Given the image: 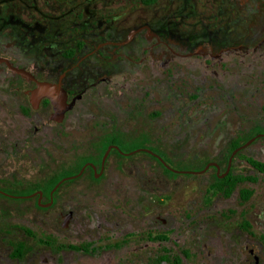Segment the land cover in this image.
Returning <instances> with one entry per match:
<instances>
[{"label": "flooded vegetation", "instance_id": "obj_1", "mask_svg": "<svg viewBox=\"0 0 264 264\" xmlns=\"http://www.w3.org/2000/svg\"><path fill=\"white\" fill-rule=\"evenodd\" d=\"M201 1L207 4L209 15L199 8L196 0H170L161 5H156V0H138L127 2L117 12L81 6L74 9L73 19L64 14H50L46 5L37 0H0V198L32 204L16 208L17 216L9 223L10 227L0 226V264L184 261L178 247L177 212L160 203L164 184H154L140 173L143 160L123 162L138 152L151 154L143 150L125 154L137 149L125 147L137 139L152 137L145 131L149 122L164 123L163 132L179 137L197 135L195 124L201 115L194 113V105L203 98L200 93L193 95L195 74L202 76L204 87L198 88L201 94L222 91L221 83L227 87L232 80L241 89L243 75L250 76L254 91L264 86V0H220L219 4L217 0ZM120 20L125 25L117 29ZM236 76L240 77L239 82ZM42 82L48 83L49 95L36 93ZM50 96L63 97L64 104L69 105L55 124L49 116L53 110ZM156 98L158 101L153 102ZM190 98L194 101L178 111L181 102ZM116 100H122L128 111L138 109V113L124 116L80 113L88 102L106 101L111 106L110 102ZM164 102H169L175 111L163 115L157 107ZM148 106L156 109L147 114ZM86 118L94 123L126 119L139 122L142 130L138 136V132L128 133L126 129L122 134L95 132L85 142L82 137L77 138L74 156L67 163L33 162L32 155L49 156L51 146L65 155L66 122ZM215 122L234 124L224 132L231 141L199 169L207 161H213L219 167L217 171L214 165H209L214 174L235 177L231 191L227 195L221 193L230 202L239 184L252 181L248 174L235 170L243 165L233 163L236 155L253 170H264L250 162L258 160L256 152L239 153L244 147L229 160L236 148L229 150L230 146L243 134L241 119L236 114L224 113ZM180 123L184 127L178 130ZM259 127L248 134L247 140L264 134V130L254 133ZM108 139L114 142H107L106 147H117L112 146L102 162L106 147L102 151L101 146ZM84 148L88 153L83 157ZM154 148L165 162L166 157H176L171 150H166L167 155ZM127 168L134 171L128 181L113 172H125ZM55 178L58 179L50 187ZM98 184L99 189L94 191V185ZM84 190L90 194L86 196L87 205L82 204ZM246 199L241 196V200ZM131 200L139 203L137 212H131L130 206L126 208ZM240 205L226 208L240 214L242 220L245 217ZM261 242L264 245L262 239ZM17 250L19 254L15 253ZM243 250L245 259L252 256L259 261L248 240L244 241Z\"/></svg>", "mask_w": 264, "mask_h": 264}, {"label": "rangeland", "instance_id": "obj_2", "mask_svg": "<svg viewBox=\"0 0 264 264\" xmlns=\"http://www.w3.org/2000/svg\"><path fill=\"white\" fill-rule=\"evenodd\" d=\"M42 6L45 4L49 9L50 14L59 16L66 15L67 18H73V11L76 8L87 6L90 10L92 8H101L103 10L114 9L117 12L122 5L131 1L136 3L138 0H37ZM170 0H156V5L165 4ZM218 4L220 0H217ZM200 9H204L205 14L209 15L207 4L201 0H196ZM204 5V6H203ZM156 8V6L154 7ZM147 11H151L147 8ZM203 11V12H204ZM74 19V18H73ZM125 25L122 20L117 24V29ZM238 82L240 77L236 76ZM250 76L243 75L241 82L243 85L241 89L230 81L228 86L221 83L222 91H207L199 92L198 88H203L202 76L194 75V96L200 93L202 100L194 105L195 114H200L199 121L195 124V132H198L195 137L178 136L176 133L163 132L161 125L164 123H147L145 131L150 134L147 140L137 139L128 146H135V148H149L156 150L154 146L163 150H171L175 153V158L166 157V162L172 168L177 170H198L199 166L206 160L213 158V153L227 147L230 143V138H225L224 132L229 126H234L230 123L215 122L222 114H236L241 119L242 138L247 137L248 134L256 126L264 127V86L261 89L254 91L255 85L250 80ZM234 78L235 76L231 77ZM226 88V89H225ZM226 96H222L221 93ZM228 96V97H227ZM210 98H212L210 100ZM231 99V102L228 99ZM158 101L157 98L153 102ZM182 101L178 108L182 110L189 102ZM241 102L240 104L238 103ZM109 106L106 101L103 102H88L87 106L81 110V114L85 116L91 115H116L124 116L128 114H137L138 109L128 111V107L124 102L115 101ZM235 103V106H231ZM238 104V105H237ZM155 106H148L146 113L152 112ZM161 109L163 115H169L175 111V108L168 102L157 107ZM76 114V112H74ZM205 116H213L214 118L206 119ZM88 118L80 122H66L67 139H66V154H60L55 146H51L49 156L32 155L33 162H49V163H67L70 158L74 156L73 147L78 137H82L85 142L86 138L98 133L102 135L107 132H118L122 134V130H127L128 133L133 131L138 132L142 130L139 122H130L126 119H118V122H102L94 123ZM206 120V121H205ZM137 127V129H136ZM184 127V123L177 125L178 130ZM214 129H213V128ZM133 128H135L133 130ZM213 129V130H212ZM137 130V131H136ZM87 145V144H85ZM83 145V146H85ZM154 145V146H153ZM88 146H91L90 144ZM256 152L258 160L264 163V136L256 137L239 153ZM88 153L84 148L82 151L83 157ZM228 153V152H227ZM167 154V153H166ZM168 155V154H167ZM171 155V154H170ZM169 155V156H170ZM240 155H236L233 163H241L243 165H236L238 172L248 174L252 177V181H244L238 185L237 191L234 194V200L227 201L223 199V195L219 192H211L209 189L210 183L213 181L214 169L209 166L201 173H185L181 171H165L163 167L152 157L146 153H135L128 158H124V163L138 162L143 160L140 173L146 174L147 179L154 184H164L160 201L162 206L171 207L177 212L179 221V252L183 254L184 261L180 264H264V245L259 238V234L264 233V171L253 170L248 163L239 159ZM40 158V160H39ZM210 161V160H209ZM208 162V161H207ZM206 162V164H207ZM119 174L120 179L124 181L133 178L134 171L126 169L123 171H113ZM139 174V173H138ZM10 177V176H9ZM172 177H175L172 179ZM102 183V181H101ZM90 184H93L90 182ZM94 185L93 190L99 189ZM244 188L251 189L252 194L245 201L241 200V190ZM15 191L14 189H7ZM133 188L131 187V193ZM103 193H100L102 195ZM90 195L86 190L82 191V198L85 200L82 204L87 205V197ZM106 195V193H104ZM3 197V196H2ZM159 199V198H158ZM21 201L20 199L3 197L0 198V226L10 227V222L15 221L17 216L16 208L21 209L23 206H32L30 201ZM240 203L244 217L250 223L249 229L246 231L241 227L240 214L234 213V210L228 211L226 206L235 207ZM131 212H137L139 203L131 200L127 203V207ZM239 207V206H238ZM8 224H6V223ZM192 229L194 231H192ZM248 240L252 244L253 249L258 254L259 261L257 262L252 256L245 259L243 245L244 241ZM253 258V259H252Z\"/></svg>", "mask_w": 264, "mask_h": 264}, {"label": "water", "instance_id": "obj_3", "mask_svg": "<svg viewBox=\"0 0 264 264\" xmlns=\"http://www.w3.org/2000/svg\"><path fill=\"white\" fill-rule=\"evenodd\" d=\"M40 86V87H39ZM38 87L39 88H37L35 91H36V93H38V94H46V93H48L47 91L49 90V87H48V83H39L38 84ZM48 95H49V93H48ZM51 97V96H50ZM51 101H52V103H53V110H52V112L50 113V117L53 119V121H52V123L53 124H55V123H57L61 118H62V116H63V113H64V111H65V109H67L68 107H69V105H66V104H64V98L63 97H61V99L58 97V98H53V97H51ZM261 135H264L263 133H258L256 136H261ZM254 139V137H251V138H249L248 140H246L244 143H242V144H240L239 146H237L235 149H233L232 150V152H231V154H230V157H229V160H230V158H231V156L238 150V149H241V148H243V147H245L247 144H249L252 140ZM117 147L116 145H108L107 147H106V149H105V151H104V153H103V155H102V158H101V161L103 162V160H104V158L106 157V155H107V153H108V151H109V149L111 148V147ZM138 150H143V151H145V152H147V153H149V154H151V155H153L155 158H157L166 168H168L169 170H171V171H175V172H177V171H181V172H185V173H201V172H203V171H205L206 170V168L210 165V164H212V165H214L215 166V168H216V170L218 171V165H217V163L216 162H213V161H211V162H208L207 164H205L204 165V167L203 168H201V169H199V170H177V169H174V168H172L170 165H168L165 161H164V159L159 155V154H157L156 152H154L153 150H151V149H149V148H137V149H134V150H131V151H129V152H126L125 154H129V153H133V152H136V151H138ZM228 166H229V164H228ZM228 166H227V168H226V171L228 170ZM81 172V169L79 170V172L77 173V174H79ZM222 175V174H221ZM220 175V176H221ZM69 177H73V176H69ZM62 180V179H61ZM60 180V181H61ZM60 181H58L55 185H54V187H53V189L58 185V183L60 182Z\"/></svg>", "mask_w": 264, "mask_h": 264}, {"label": "trees", "instance_id": "obj_4", "mask_svg": "<svg viewBox=\"0 0 264 264\" xmlns=\"http://www.w3.org/2000/svg\"><path fill=\"white\" fill-rule=\"evenodd\" d=\"M264 128H257L255 129L254 133H257V132H261L263 131ZM248 136L247 137H244V138H240V139H235L232 143V145L230 146V149L229 150H232L233 148L237 147L238 145L242 144L243 142H245L247 140ZM107 142H114L113 139H108L106 140V142L101 146V149L102 151L105 149L106 147V144ZM135 146H128L126 145L125 149H132L134 148ZM151 156V155H150ZM152 157V156H151ZM157 162H159L158 160H156ZM250 162L255 166L257 167L259 170H264V163L259 161V160H254V159H250ZM164 170L167 172V171H171L169 170L168 168H164ZM58 178H55L52 182H51V185L50 187L53 185V183L57 180ZM235 182V177L232 176L230 178H225V177H220L219 175L217 174H213V181L210 183L209 185V189L210 191L213 193V192H219V193H223L225 195H227L231 189L233 188V184ZM251 194V190L248 189V188H244L241 190V196L243 199H246L249 197V195ZM241 227L243 229H249L250 227V224L248 222V220L246 218H242L241 220ZM262 239V241L264 242V236L262 235L260 237ZM16 254H19V251H15Z\"/></svg>", "mask_w": 264, "mask_h": 264}]
</instances>
